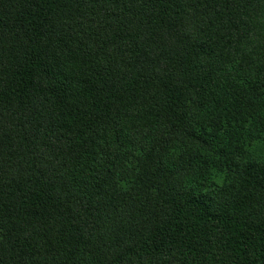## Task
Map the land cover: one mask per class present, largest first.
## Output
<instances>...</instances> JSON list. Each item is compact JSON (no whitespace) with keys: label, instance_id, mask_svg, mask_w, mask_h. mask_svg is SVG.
<instances>
[{"label":"trees","instance_id":"obj_1","mask_svg":"<svg viewBox=\"0 0 264 264\" xmlns=\"http://www.w3.org/2000/svg\"><path fill=\"white\" fill-rule=\"evenodd\" d=\"M0 264H264V0H0Z\"/></svg>","mask_w":264,"mask_h":264}]
</instances>
